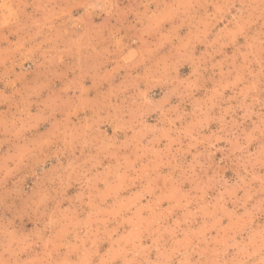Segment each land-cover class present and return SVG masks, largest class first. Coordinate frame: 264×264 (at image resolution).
I'll use <instances>...</instances> for the list:
<instances>
[{
	"label": "rangeland",
	"instance_id": "obj_1",
	"mask_svg": "<svg viewBox=\"0 0 264 264\" xmlns=\"http://www.w3.org/2000/svg\"><path fill=\"white\" fill-rule=\"evenodd\" d=\"M0 264H264V0H0Z\"/></svg>",
	"mask_w": 264,
	"mask_h": 264
}]
</instances>
